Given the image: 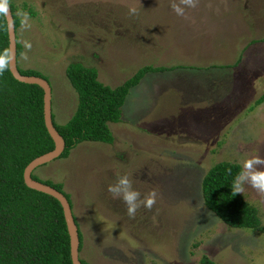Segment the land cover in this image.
<instances>
[{
  "label": "rangeland",
  "instance_id": "1",
  "mask_svg": "<svg viewBox=\"0 0 264 264\" xmlns=\"http://www.w3.org/2000/svg\"><path fill=\"white\" fill-rule=\"evenodd\" d=\"M13 3L30 25L16 29L17 64L48 78L57 124L76 106L69 62L95 67L109 86L144 64L165 67L130 89L120 121L109 123L111 143L79 142L33 170L69 194L83 236L79 256L90 264H197L203 254L218 264H264V231L226 225L200 192L214 162L264 161V101L254 105L264 90V0H196L181 5V16L171 7L180 0ZM121 175L140 198L157 192L151 208L129 218L107 191ZM239 192L264 225V193L247 182Z\"/></svg>",
  "mask_w": 264,
  "mask_h": 264
},
{
  "label": "trees",
  "instance_id": "2",
  "mask_svg": "<svg viewBox=\"0 0 264 264\" xmlns=\"http://www.w3.org/2000/svg\"><path fill=\"white\" fill-rule=\"evenodd\" d=\"M7 2L16 31L21 17L15 12L13 0ZM28 11L34 13L30 8ZM21 50V44L16 41L17 58ZM7 57V27L0 5V59L4 62L0 68V264H72L60 203L51 195L26 186L22 176L32 158L54 146L43 120V90L37 84L16 80L8 69ZM17 67L22 74L48 80L36 69H22L18 64ZM164 69L161 65L144 64L120 84L109 86L98 79L95 67L79 61L69 62L64 73L77 100L66 122L57 124L53 120L64 140L58 157L68 156L70 149L82 141L111 143L113 134L109 123L120 121L121 107L130 89L145 73ZM263 101L264 90L254 105ZM241 170L240 163L230 160H219L209 166L200 181L202 203L230 227L263 232L256 206L241 192L233 190V180ZM31 176L63 192L72 208L62 182L42 180L33 171ZM73 216L78 225L80 252L83 236ZM79 259L82 264H90L80 256ZM197 264L218 263L203 254Z\"/></svg>",
  "mask_w": 264,
  "mask_h": 264
},
{
  "label": "water",
  "instance_id": "3",
  "mask_svg": "<svg viewBox=\"0 0 264 264\" xmlns=\"http://www.w3.org/2000/svg\"><path fill=\"white\" fill-rule=\"evenodd\" d=\"M3 15L6 20L7 38H8V57L7 65L12 76L21 82L37 84L43 90V120L45 128L53 141V148L36 157L32 158L23 169V181L26 186L37 191L51 195L61 205L67 233L69 236V252L72 264H82L79 259V237L78 225L74 219L71 205L63 192L55 187L34 179L31 176L32 171L39 165L57 158L64 148V140L53 124L51 111V85L49 81L38 75L22 74L18 70L16 61V31L13 23L12 12L7 0H0Z\"/></svg>",
  "mask_w": 264,
  "mask_h": 264
},
{
  "label": "clouds",
  "instance_id": "4",
  "mask_svg": "<svg viewBox=\"0 0 264 264\" xmlns=\"http://www.w3.org/2000/svg\"><path fill=\"white\" fill-rule=\"evenodd\" d=\"M196 0H180V3H173L171 5L172 10L176 15L181 16L184 14V8L181 5L187 7H194ZM130 12H134L135 9H130ZM22 19L20 21L22 27H29L28 14L26 12L21 13ZM25 47H30L26 42ZM3 60L0 59V68L3 67ZM264 163L260 159L245 160L242 165V170L236 175L233 180L234 192H239L243 183H249L254 189L261 193H264V170H256L254 165ZM107 191L111 194L113 199L119 198L125 205V212L129 218L133 217L136 210L143 206L144 208H151L156 202L157 192L155 190L149 191L143 198H140V193L132 188L131 181L127 175L118 176L114 183L107 186Z\"/></svg>",
  "mask_w": 264,
  "mask_h": 264
}]
</instances>
